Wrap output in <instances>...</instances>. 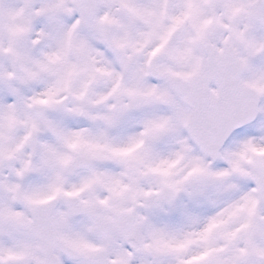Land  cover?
<instances>
[{
	"label": "snow or ice",
	"instance_id": "snow-or-ice-1",
	"mask_svg": "<svg viewBox=\"0 0 264 264\" xmlns=\"http://www.w3.org/2000/svg\"><path fill=\"white\" fill-rule=\"evenodd\" d=\"M0 264H264V0H0Z\"/></svg>",
	"mask_w": 264,
	"mask_h": 264
}]
</instances>
